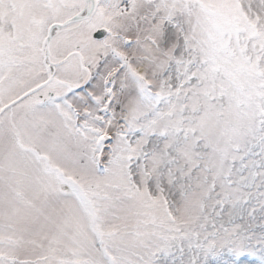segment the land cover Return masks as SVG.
I'll list each match as a JSON object with an SVG mask.
<instances>
[{"label":"snow or ice","instance_id":"6c2138e0","mask_svg":"<svg viewBox=\"0 0 264 264\" xmlns=\"http://www.w3.org/2000/svg\"><path fill=\"white\" fill-rule=\"evenodd\" d=\"M0 264H264V0H0Z\"/></svg>","mask_w":264,"mask_h":264}]
</instances>
